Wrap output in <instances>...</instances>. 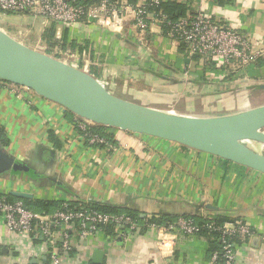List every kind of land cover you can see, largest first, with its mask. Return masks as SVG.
Here are the masks:
<instances>
[{"label":"crops","instance_id":"0c3cea01","mask_svg":"<svg viewBox=\"0 0 264 264\" xmlns=\"http://www.w3.org/2000/svg\"><path fill=\"white\" fill-rule=\"evenodd\" d=\"M166 1L183 3L187 15L200 10L222 20L245 35L253 49L262 50V56L238 73L220 57L191 55L185 45L171 41L153 10L144 35H139L132 12L115 29L43 18L41 43L48 49L55 44L53 53L70 64L75 47L81 46L87 56L79 68L133 102L187 115L251 107L255 97L247 91L264 90V0ZM145 2L128 0L132 8ZM52 27L54 39L49 41L45 35ZM21 91L19 95L0 80V130L8 141L5 146L0 142L6 157L3 161L0 155V196L12 201L98 203L132 210L141 218H134L133 232L120 233L116 227L115 235L102 230L82 237L70 226L72 245L62 264H215L207 237L162 231L189 215L248 223L257 233L239 235L235 264H264L263 173L174 141L118 128L107 130L114 148L91 143L76 115L32 90ZM161 216L171 218L150 222ZM161 239L166 241L164 252ZM53 249L37 228L16 233L0 216V264H52Z\"/></svg>","mask_w":264,"mask_h":264},{"label":"built area","instance_id":"2783aa9c","mask_svg":"<svg viewBox=\"0 0 264 264\" xmlns=\"http://www.w3.org/2000/svg\"><path fill=\"white\" fill-rule=\"evenodd\" d=\"M160 0L145 2L138 8H132L128 0H0V11L8 14H22L31 17H44L49 21L76 26L80 23L98 24L108 28H117L123 24L127 14L133 13L139 35H144L149 27V15ZM162 25L167 26V35L172 42L183 44L191 55L202 58L220 57L227 67H233L238 73L253 65L262 56V50L253 49L252 44L241 32L228 27L222 20L208 18L200 10L177 20H171L161 10L156 11ZM74 66L83 62L85 50L81 46L74 49ZM72 64V65H73ZM237 74V73H236ZM237 79L242 80L238 75ZM9 87L19 95L21 89L29 88L8 82ZM77 117V125L89 137L91 143L114 148L111 142L89 131L92 123ZM0 216L7 228L13 232L28 234L37 228L45 239L53 245L52 264H62L72 245L69 227L77 229L80 236L89 237L103 230L102 225L114 223L120 233L133 232L137 225L133 216L120 213H103L87 206L70 209L67 204L52 214H38L30 210L23 201H10L0 196ZM212 226V225H211ZM210 226V227H211ZM119 228H124L120 229ZM224 264H235L237 243L236 235H254L257 233L248 223L226 222L218 227ZM58 230V231H57ZM165 232H182L189 235L199 234V227L191 218L179 217L176 222L162 227ZM60 236L61 241L57 238ZM264 238V236H263ZM159 248L165 251L166 241H159ZM219 252H213L211 260L217 264Z\"/></svg>","mask_w":264,"mask_h":264},{"label":"water","instance_id":"95a60500","mask_svg":"<svg viewBox=\"0 0 264 264\" xmlns=\"http://www.w3.org/2000/svg\"><path fill=\"white\" fill-rule=\"evenodd\" d=\"M0 80L27 87L93 124L174 141L264 174V153L248 145H264V103L187 115L133 102L112 93L93 74L24 44L1 27ZM0 155L6 161L1 149Z\"/></svg>","mask_w":264,"mask_h":264},{"label":"trees","instance_id":"16d2710c","mask_svg":"<svg viewBox=\"0 0 264 264\" xmlns=\"http://www.w3.org/2000/svg\"><path fill=\"white\" fill-rule=\"evenodd\" d=\"M152 0H147L148 3H150ZM151 8L155 9L156 11H162L163 13H166L171 20H177L184 16H187L188 9L183 3L175 2V1H166V0H160V2L157 5L151 6ZM166 31L167 26H164ZM45 38H48L49 41L54 39V29L53 27L49 30H47ZM75 46V45H74ZM54 48H57L55 44H52L49 46V49L47 50V53L53 54L57 57H59V54H54L53 50ZM65 46L62 45L61 49H64ZM8 83V82H6ZM109 127L107 126H101V125H90L89 131L93 134H98L102 137H105L108 139V130ZM110 141V139H108ZM0 142L2 146H5L8 141L6 139V136L4 133L0 130ZM10 201H12V198ZM25 206L28 208H31L32 210L40 212V214H50L54 213V211H57L59 209H62L64 207V203L62 202H56V201H41V200H25L23 201ZM68 207L70 209H78L83 206H87L91 209L98 210L103 213H109V214H118V213H127L131 216H133L135 219H141L139 218L138 214L132 210H126V209H120L117 207H111L104 204H98V203H75V202H69L67 203ZM187 218H191L194 220V222L199 227V235H203L207 237L209 244H210V253L218 251L219 252V258L217 260V264H224L225 258L223 257V251H222V242H221V231L218 229V227L222 226L226 222H234L235 220L227 219L224 216H216L213 219H207L204 216H195V215H189V216H183ZM171 217H152L150 219V222H157L162 223L164 219H170ZM176 221V220H175ZM174 221V222H175ZM212 225V226H211ZM211 226V227H210ZM103 230L106 234L109 235H115L116 234V226L114 223H107L105 225H102ZM239 236L236 235L233 237L234 242H239Z\"/></svg>","mask_w":264,"mask_h":264},{"label":"rangeland","instance_id":"374dc122","mask_svg":"<svg viewBox=\"0 0 264 264\" xmlns=\"http://www.w3.org/2000/svg\"><path fill=\"white\" fill-rule=\"evenodd\" d=\"M33 17L31 16H17L15 14H6L0 11V27L7 31L10 35L23 42L24 44L31 46L35 49H38L43 52H47L48 48H46L41 43V36L39 33L44 31V23L42 19L44 17H34V21H32ZM46 19V18H44ZM36 33H34V31ZM58 54V52H57ZM75 54V52H74ZM87 53L85 52L84 57L86 58ZM249 96L255 97L254 101L249 106H257L264 103V90L262 91H247ZM248 145L253 149L264 153V145L254 142H248Z\"/></svg>","mask_w":264,"mask_h":264}]
</instances>
